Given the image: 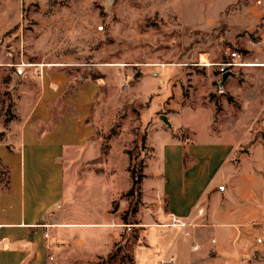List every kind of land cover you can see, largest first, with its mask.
<instances>
[{
	"label": "rangeland",
	"instance_id": "obj_1",
	"mask_svg": "<svg viewBox=\"0 0 264 264\" xmlns=\"http://www.w3.org/2000/svg\"><path fill=\"white\" fill-rule=\"evenodd\" d=\"M233 52L241 58L232 60L228 54ZM210 61L211 67L201 66ZM51 65L67 66L71 75L104 85L94 119L110 120L112 126L99 129L100 165L112 148L117 154L120 149L128 153L132 168L145 173L151 158L150 124L142 119L148 105L137 93L145 95L155 84L137 83L145 75L156 76L158 69L178 66L181 79L175 83L169 78L166 94L174 99L177 87L186 104L212 107L211 131L244 137L235 141L234 171L255 150L263 155L264 171V0H0V143L16 141L21 101L35 90L41 67ZM226 73L233 75L223 83ZM163 111L168 112L166 106ZM156 120L165 130L170 127ZM177 138L189 144L191 134L182 130ZM4 169L0 162V171ZM116 170L115 189L128 190L132 179L123 156ZM153 170L150 165L147 174ZM152 186L155 179H143L134 196L125 194L110 203L117 242L97 264H165L179 235L189 241L191 230L202 225L193 221L174 229L165 201L144 192ZM104 191L93 201L92 214L83 211L82 220L104 211ZM192 249L197 255L198 247L193 244ZM211 255L187 264H212ZM252 261L264 264V250Z\"/></svg>",
	"mask_w": 264,
	"mask_h": 264
},
{
	"label": "crops",
	"instance_id": "obj_2",
	"mask_svg": "<svg viewBox=\"0 0 264 264\" xmlns=\"http://www.w3.org/2000/svg\"><path fill=\"white\" fill-rule=\"evenodd\" d=\"M64 68L41 67L35 90L21 101L16 141L0 143L5 168L0 171V264H97L109 257L117 242L109 205L132 188L123 191L114 186L117 161L123 156L129 173L130 158L120 149L113 153L112 148L100 165L99 129L112 126L110 120L94 119L104 85L75 77ZM154 74L137 83L155 84L145 95L137 93L148 105L142 119L150 124L151 158L145 164L144 180L155 179V186L144 192L165 201L168 218L202 223L191 230L189 241L179 235L169 249L171 256L178 264L211 253L212 264H255L253 256L264 250L262 153L255 150L252 159H244L234 171L235 141L244 137L211 131L212 107L186 104L177 87L174 99L166 94L168 79L174 77L175 83L181 79L178 66ZM165 106L168 112L163 111ZM163 117L168 130L157 123ZM182 130L191 134L189 144L177 138ZM150 165L154 170L147 174ZM224 179L228 185H222ZM103 190L104 211L95 219L82 220L83 211L93 213V201ZM199 210L205 215L198 217Z\"/></svg>",
	"mask_w": 264,
	"mask_h": 264
},
{
	"label": "trees",
	"instance_id": "obj_3",
	"mask_svg": "<svg viewBox=\"0 0 264 264\" xmlns=\"http://www.w3.org/2000/svg\"><path fill=\"white\" fill-rule=\"evenodd\" d=\"M95 81H99L98 79ZM129 172L131 173V179H132V188L127 193V196H134L136 190L139 189L140 185L142 184V180L144 179V174L135 168V166L132 168L129 166ZM3 184L5 188H8L9 182L3 179Z\"/></svg>",
	"mask_w": 264,
	"mask_h": 264
},
{
	"label": "built area",
	"instance_id": "obj_4",
	"mask_svg": "<svg viewBox=\"0 0 264 264\" xmlns=\"http://www.w3.org/2000/svg\"><path fill=\"white\" fill-rule=\"evenodd\" d=\"M228 55L231 56L232 60H234V61H237V60H239L241 58V56L238 53H236V52H233V53L228 54ZM230 66H233V64L230 65ZM124 88H125V92L129 91V86H128L126 81L124 83ZM174 221H175V226H178V227H181V228H187V224L186 223H182L181 221L176 220V219ZM186 235L188 236V234H186ZM176 263H177L176 258L174 256H171L169 258V260L165 264H176Z\"/></svg>",
	"mask_w": 264,
	"mask_h": 264
},
{
	"label": "water",
	"instance_id": "obj_5",
	"mask_svg": "<svg viewBox=\"0 0 264 264\" xmlns=\"http://www.w3.org/2000/svg\"><path fill=\"white\" fill-rule=\"evenodd\" d=\"M231 75H233V74H232V73H226V74L224 75V78H223V83H225V82L227 81L228 77L231 76ZM163 120H164L167 124H169V122H168V120H167L166 117H163Z\"/></svg>",
	"mask_w": 264,
	"mask_h": 264
},
{
	"label": "bare ground",
	"instance_id": "obj_6",
	"mask_svg": "<svg viewBox=\"0 0 264 264\" xmlns=\"http://www.w3.org/2000/svg\"><path fill=\"white\" fill-rule=\"evenodd\" d=\"M173 227L178 228V226H175V225H174ZM156 264H157V263H156Z\"/></svg>",
	"mask_w": 264,
	"mask_h": 264
}]
</instances>
